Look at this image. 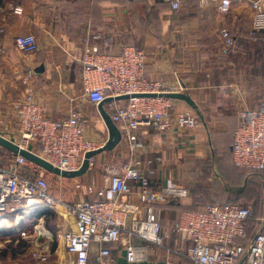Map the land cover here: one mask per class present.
<instances>
[{
    "label": "crops",
    "instance_id": "crops-1",
    "mask_svg": "<svg viewBox=\"0 0 264 264\" xmlns=\"http://www.w3.org/2000/svg\"><path fill=\"white\" fill-rule=\"evenodd\" d=\"M175 1L3 0L0 133L7 139L19 140L13 103L25 90L27 73L33 71L36 99L48 118L63 119L77 111L86 125V139L104 146L109 139L108 128L98 106L84 93L80 58L85 40L100 36L101 40L91 43L113 54L134 45L147 53L146 77L161 83L166 90L185 88L184 93L192 97L204 116L202 121L186 102L172 100L175 114L193 113L201 120V126L194 131L175 129L170 133L142 130L132 162H140L139 167L149 180L148 189L159 193L166 184L177 183L189 189L192 197L187 200H195L196 205L211 200V204L241 206L242 197L238 195L243 189L235 185L248 184L249 177L262 178V174L246 173L235 165L233 135L241 112L264 104V35L255 39L251 36L252 0H233L227 16L219 14L218 0H179V10L172 7ZM221 29H228L235 39V47L228 54L224 53ZM28 34L38 40L36 53H24L15 45L17 37ZM120 102L107 103L104 108L111 115ZM41 148L37 144L34 152L39 154ZM130 155L122 140L113 151L97 155L94 166L81 177L63 178L34 163L22 173L30 179L45 176L51 193L66 202L96 201L95 193L105 184L106 170L120 168ZM15 156L0 147L3 167H9ZM52 182L57 186L56 192ZM68 184L74 187L73 194L68 198L59 195V188H65L62 193L66 195L70 193ZM91 187L94 193L89 192ZM127 189L130 200L137 202L141 183L129 181ZM262 194L264 197L263 180ZM157 208L167 234L165 246L148 245L146 259L136 264H188L186 255L192 244L177 237L172 225L183 211H193L195 207L183 209V203L171 201ZM19 213L23 216V231L31 232L36 224L53 234L46 227L55 216L48 208ZM16 216L11 214L8 218L14 223ZM54 231L58 234L60 227H54ZM133 242L140 244L139 240ZM126 244L127 239L123 238L111 246L114 264H130L126 260Z\"/></svg>",
    "mask_w": 264,
    "mask_h": 264
},
{
    "label": "built area",
    "instance_id": "built-area-1",
    "mask_svg": "<svg viewBox=\"0 0 264 264\" xmlns=\"http://www.w3.org/2000/svg\"><path fill=\"white\" fill-rule=\"evenodd\" d=\"M2 3L0 0V5ZM250 5L253 10L251 36L255 39L264 35V0H252ZM172 7L179 10L180 1L176 0ZM232 7L233 0H218L220 15H229ZM220 36L224 53L228 54L235 47V39L228 29H221ZM91 40L99 41L101 37L85 40L80 58L84 93L97 106L109 98L131 97L117 104L111 113L127 144L130 159L120 168L106 170L105 184L95 193L98 200L69 203L51 193L45 176L30 179L23 174V169H28L32 162L16 155L9 167L0 164V223L6 224L9 229L6 233L16 231L21 234L20 240L31 239L34 258L47 262L52 256L54 235L40 226L35 227L33 235L23 231V216L19 213L23 210L26 214L44 206L61 219L58 242L72 264H114L116 259L111 246L123 238L127 239L126 260L136 264L146 259L148 245L165 246L167 234L157 207L171 201L180 203L189 196V189L177 183L166 184L159 193L148 189L149 180L139 167L140 162H132L140 133L146 128L160 133L175 129L194 131L202 123L193 113L175 114L172 99L144 96L185 92L182 87L166 90L161 83L146 77L148 57L145 50L128 45L118 54L107 53ZM15 45L27 54L39 50L34 34L17 37ZM0 53H3L1 44ZM24 84V92L13 103L19 124L16 144L23 150L33 147V152L40 144V153L35 154L61 171H78L85 155L103 146L86 139V125L79 112L72 111L63 119L48 118L36 99L33 71L27 73ZM232 156L238 168L262 174L264 190V104L259 109L241 112ZM94 164L95 158H91L90 168ZM129 181L141 183L137 202L129 198ZM94 190L91 188V193ZM11 214H17L14 223L8 218ZM253 216L250 206L207 204L197 210L183 211L173 223L172 232L192 244L186 255L188 264H264V213L251 242L248 245L239 243ZM134 240H139L140 244H134Z\"/></svg>",
    "mask_w": 264,
    "mask_h": 264
},
{
    "label": "rangeland",
    "instance_id": "rangeland-1",
    "mask_svg": "<svg viewBox=\"0 0 264 264\" xmlns=\"http://www.w3.org/2000/svg\"><path fill=\"white\" fill-rule=\"evenodd\" d=\"M248 181V184L242 183L239 185H235V187L238 189H243L242 194L238 195L239 197H242L240 204L246 207H252L255 217H258L259 215V218H257L258 221V219L260 220L262 218L264 210L262 178L257 176H251L249 177ZM52 186L55 189L54 191L56 192L57 186L54 184V182H52ZM68 188L69 189L67 191L70 192L68 195H66V193H62L65 188L63 190L59 188V191L57 192L59 195L68 198L67 196L73 194L74 187L71 186V184H68ZM91 188H89L90 193ZM210 202L211 200L204 203L206 204ZM60 220L61 219L55 215L53 222L48 221L46 223V227L48 229H52V233L53 235H55V242L52 244L51 248L52 256L48 259L47 262L43 263L34 258L33 251L35 247L31 239L23 241L20 240L21 234L17 233L16 231L13 232L10 230L6 233V230H3L4 232L0 233V264H72L70 259L63 254L60 244L58 242V234L56 233V231H54V227H60ZM35 226L36 224L31 229L32 235L35 234ZM17 241H20L19 244H16Z\"/></svg>",
    "mask_w": 264,
    "mask_h": 264
},
{
    "label": "water",
    "instance_id": "water-1",
    "mask_svg": "<svg viewBox=\"0 0 264 264\" xmlns=\"http://www.w3.org/2000/svg\"><path fill=\"white\" fill-rule=\"evenodd\" d=\"M146 97H153V98H168L172 100H180L186 102L193 110L196 111L198 117L204 121V116L199 109V106L197 103L192 99V97L186 93H160V94H150V95H144ZM130 96H123L116 99L109 98L106 101L100 103L98 105V109L101 113V116L103 117V120L108 128L109 131V139L107 143L100 149L96 151L89 152L84 157V163L82 167L78 171H61L59 168L54 167L51 163L46 161L41 156L35 154L33 152V147H30L28 150L21 149L15 142V139H7L2 133H0V147L6 149L7 151L15 154V155H21L25 157L28 161L38 165L41 167L44 171L57 175L63 178H76L81 177L85 175L89 168H90V159L95 158L97 155L107 152V151H113L121 142L123 139L122 133L119 130L118 126L113 122L111 115L107 113L104 106L107 103H112L114 101H123V100H129Z\"/></svg>",
    "mask_w": 264,
    "mask_h": 264
},
{
    "label": "trees",
    "instance_id": "trees-1",
    "mask_svg": "<svg viewBox=\"0 0 264 264\" xmlns=\"http://www.w3.org/2000/svg\"><path fill=\"white\" fill-rule=\"evenodd\" d=\"M239 127V126H238ZM237 127V128H238ZM237 130V129H236ZM234 134H235V131H234ZM233 142H234V135H233ZM232 158H233V156H232ZM244 171V170H243ZM246 173H250V172H247V171H245ZM251 174H253V173H251ZM48 182V181H47ZM192 194H191V192L189 191V196H191ZM188 196V197H189ZM187 197V198H188ZM192 197V196H191ZM194 197V196H193ZM187 198L186 199H184L183 201H181V205H182V203H183V209H189V208H191V206H192V209H193V206L195 207L193 210H197V209H199L200 207H203V206H205V205H207V204H211V203H214V202H210V203H198V205H196V201L195 200H193V201H188L187 200ZM264 198V197H263ZM216 203V202H215ZM229 204V203H228ZM263 204H264V199H263ZM226 205V204H225ZM241 206H243V205H241ZM243 207H245V206H243ZM263 213H264V210H263ZM261 216V215H260ZM262 216H263V214H262ZM257 218H259V215H258V217H255V215L251 218V219H249V221L247 222V225H246V235H245V237L243 238V239H240L239 240V243H241V244H244V245H248L250 242H251V240L254 238V236L257 234V232H258V226H259V219H258V221H257Z\"/></svg>",
    "mask_w": 264,
    "mask_h": 264
},
{
    "label": "bare ground",
    "instance_id": "bare-ground-1",
    "mask_svg": "<svg viewBox=\"0 0 264 264\" xmlns=\"http://www.w3.org/2000/svg\"><path fill=\"white\" fill-rule=\"evenodd\" d=\"M9 230L7 227H6V224L4 223H0V231L4 232L3 230ZM43 230H41V234H43Z\"/></svg>",
    "mask_w": 264,
    "mask_h": 264
}]
</instances>
